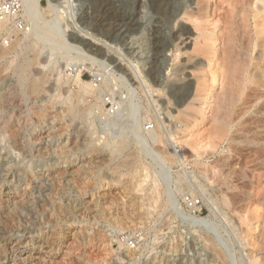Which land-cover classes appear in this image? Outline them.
Instances as JSON below:
<instances>
[{
    "label": "rangeland",
    "instance_id": "374dc122",
    "mask_svg": "<svg viewBox=\"0 0 264 264\" xmlns=\"http://www.w3.org/2000/svg\"><path fill=\"white\" fill-rule=\"evenodd\" d=\"M68 3L58 6L62 8H57L59 13L57 9L54 12L61 14H56L61 25L67 19L62 25L66 30L63 39L78 46L77 50L99 59L97 53V57L90 54L80 42L85 37L83 32L96 34L98 38L102 35L83 24L79 14L94 11L101 1L85 0L81 3L69 0ZM182 3L187 8L191 1L182 0ZM109 4L113 9L127 13L134 9L135 0H110ZM41 5L46 12L49 10L48 0H42ZM221 6V0H211L212 11L218 9L210 20L219 19V24L223 25L219 17ZM140 9L136 17L139 26L129 35L125 34L124 43L110 42L112 49L105 47L103 50L108 57L99 60L102 61L100 64L104 60L105 66L109 65L107 70L102 66L104 64L102 67L99 64L101 69L97 67L99 60L97 63L91 60L94 68L81 73L83 81L99 86L97 97L106 98L104 110L112 112L108 115L110 118L107 117L108 121L114 117V121L120 119L123 122L127 109H137V120L133 124L136 126L134 132H138L135 135L129 129L132 119L128 117V128L126 122L123 125L117 120L115 122L119 124L114 125L112 121L110 125L103 116L70 122L63 98L79 94L80 86L77 83L62 84V65L66 57L63 50L37 45L40 63L36 68L42 76H47L45 86L49 88L48 92L41 93L40 98L27 95L25 87L28 89V83L23 82L22 86L14 71L10 69L3 73L9 77V83L3 82L0 94L6 93L9 98L17 94V98L15 107L0 108V127L3 128L7 120L24 126L21 137L24 152H14L8 135L1 134L0 219L11 220V226H2L0 220V226L6 231L0 239V264H264V170H257L260 166L254 162L258 160L260 150L264 149V88L253 90L251 85L248 90V85L239 102L227 107L228 112L224 111L222 116L229 127L220 128L218 124L219 113L223 111L221 84L226 80L215 88H208L207 100L192 101L194 109H187V105L178 106L189 89V77L201 70L210 72L209 57L213 52H194L186 48L184 37L171 32L175 24L170 18H162L161 31L155 32L159 16L149 5ZM11 23H8L11 31L16 30ZM212 28V25L208 26V29ZM23 29H17L21 46L14 54L0 60V68L13 61L16 65L34 57L29 41L24 40L25 29L27 31L29 26ZM11 31L0 32V49L12 46L15 35ZM74 36L76 41L72 39ZM75 48L71 54L80 55L82 51L78 54ZM117 52L123 56L122 59L129 61L121 62L125 64L118 68L113 63L121 59ZM260 53L256 49L252 56L258 58ZM218 56L217 65L211 70L224 77L227 65L222 62L220 47ZM136 67L141 73L134 72ZM97 73L102 74L100 78L105 75L104 80L98 79ZM128 89L134 93H128ZM94 99L95 96L88 95L86 102L94 104ZM53 103L54 108L46 111L48 115H35V108L45 109ZM200 108L206 117L203 124H198L202 116ZM189 126L194 128L187 131ZM122 131L125 134L130 131L129 135H133L132 148L122 155L123 158L132 152L136 154L139 146L146 145L151 155L158 152L171 165L159 182L169 185L176 197L172 209L153 211L148 202L144 200L143 203V199L128 185L115 182L120 175L127 174L125 176L128 177L132 174L137 163H110L109 156L96 152L89 154L83 149L89 140L101 146L104 137ZM158 135L162 139L158 140ZM18 170L23 171L21 179L17 178L18 175L14 177ZM103 180L108 182L106 188ZM236 196L240 198L239 203ZM40 197L48 201L45 208L39 203ZM188 200L195 201L196 205L191 207ZM142 204H146L145 207H140ZM243 214L245 217H241ZM115 229L120 230L118 239L125 240L133 254L128 255L118 243H110L109 231Z\"/></svg>",
    "mask_w": 264,
    "mask_h": 264
},
{
    "label": "bare ground",
    "instance_id": "6f19581e",
    "mask_svg": "<svg viewBox=\"0 0 264 264\" xmlns=\"http://www.w3.org/2000/svg\"><path fill=\"white\" fill-rule=\"evenodd\" d=\"M21 1L23 4V13L21 15V18L27 23L26 26L27 27L29 26V29L27 31L25 29V32H27V33H26V37L24 40H26L27 42L29 41L30 48H32V50L34 51V57L31 60L25 59L22 63L16 64V65H14V63H15L14 61L11 63L4 64L0 68V91H2V88H3L2 85H3L4 81L9 83V80H8L9 77L4 76L3 73L5 71H9L11 69L12 71H14L16 73V77L18 79V82L20 84H22V86H23V82L28 83V86H27L28 89L25 87V84H24L25 90H27V95L30 96V98H35V99L40 98L41 93L48 92L47 90L49 88H47L45 86L47 83V82H45V78L47 76H45V75H44L45 77L42 76L40 73L41 71H39L36 68L37 67L36 65L38 63H40L38 60V56H39L40 52H39V47H37V45L39 44V46L41 45V47L43 45V47H44V44H45L47 47L49 46V48L52 50H54V49H56L58 51L63 50L64 53L66 52L65 53L66 57H64L65 63L63 62L64 64L62 65L63 66L62 71L64 72V73L62 72L64 74V76H61V77H63V83L62 84L65 83L68 85L69 83H77V85L80 86V89H79L80 92H78L79 94L76 93L77 95L76 94H73V96L68 95L66 98H63V99H65L64 105L66 104V106H67V111L66 110L65 111L71 119L70 122L76 121V119L86 121V120H89V118L92 116H94V117H100V116L102 117L103 116V120L106 121L108 115L110 116V113H112L109 110L108 111L104 110V107L106 105V100H105L106 98H104V96H103V98L97 97L99 86L94 85V82L91 83V82L83 81L81 79V73H82V71H85V70H92V68H94L93 67L94 62L97 63L99 59L101 60L102 58L105 59L108 57L107 54L103 50L105 49V47H108V49H112L113 46H112V43H110V42L117 43V44H118V42L124 43L125 37H127V36H125V34L129 35V32L134 31V29L137 26H139L138 18H136L138 16V13H139L138 10L140 8H144L147 5H149V7H152L155 10V12L157 13V15L159 16L158 19L160 20V22H158L157 25L154 26L155 32L161 31L162 27L160 26V23L162 21V18H170L171 23L175 24L174 28L171 29V32H174V33L180 35V37L181 36L184 37L183 42H185L186 48L192 49V50H194V52L195 51L196 52H202L203 51V52H209V54L213 52L212 54H210L211 55L210 57L208 56L210 58L209 59V65L211 66L210 72H208V70H201V72L199 71L198 73L192 74L191 77H189L188 86H187V88H189V89H188L187 93L185 94L184 99L180 103H178V106L187 105L186 106L187 109H189V110L194 109L192 101H195V100L205 101V99L207 100L206 96H208L207 95L208 94L207 93L208 88L210 86H212V88H215L216 85H218L221 82H224V80H226L225 83L221 84V85H223L221 92H220V95L222 96V100H223V102H222L223 109H221V111L222 110L223 111L221 113H219L221 115L219 116V119H218L219 127L224 128V126L226 127L228 124H227L226 118H224L222 116V114L225 115L224 111L228 110V108H227L228 106L234 105L237 101L239 102L238 99L241 98V96L244 93V90L247 88V86L250 85V87H248V90H249V88H251V85L253 86V90H254V88H257L259 90H262L264 88V85H263L264 84V82H263V79H264L263 78L264 77V0H221V2H223V6H221V9H220L221 15L219 17L221 20H223V25L219 24L220 23V21L218 22L219 19L217 20L216 18H214V19L210 20L213 16L216 15L215 14L216 9H218V7H217L215 9H213V11H212L211 0H190L191 4L187 8L183 7L182 0H135L134 9H132V11L127 12V13L126 12H120L118 9H113L112 7H110V5H111V4H109L110 0H100L101 5L98 8H96L94 11L89 10V11H86V12L84 11V12L79 14L81 17V20L83 21L82 22L83 24H87L91 28L93 27L94 28L93 30L97 31V35L99 32L102 36L103 35L105 36V38H102V36L100 37V35H99L100 38H98L96 36V34L93 35L89 32H83L85 37L80 42L90 54L93 53L95 55V53H97V56H99V59L95 58L94 56L92 57L88 54H85L82 50H81L82 52L80 50H77L78 46L76 47L73 44L66 41L65 39H63L64 38L63 36L66 33V30L63 28V26H64L63 24L66 22L67 19H65V21H64L63 20L64 18L62 17V20L64 22V23L62 22L63 23L62 24L63 26H62L60 24L61 19L59 20L57 18V15L61 16V14H57V13H59L58 9L60 10V8H61V7L58 8V6L62 5V3L67 4L69 0H48L49 5H50L49 10H47L48 13L43 9V7L41 5L42 0H21ZM78 1L82 3V1L84 2L85 0H78ZM68 4H70V2ZM56 9L58 12L54 13V12H56ZM61 11H63V10H61ZM140 11H141V9H140ZM53 13L55 14L56 18H54L55 16L53 17V15H52ZM59 18H61V17H59ZM10 21L12 22L11 19L4 20V19L0 18V32L3 30L10 32L12 30L8 24ZM209 25L213 26V28L211 30L208 29ZM86 26H84V27H86ZM189 26H191L192 29ZM17 29L24 30L23 28L16 27V30L11 31L15 35V39H13L14 42H13V44L11 43L12 46H10L9 48L3 47L0 49V60L5 59L6 57L14 54L15 51L17 50V48L21 46L22 42L19 39V37H17L18 36V30ZM83 29H81V30L83 31ZM72 39L74 41L77 40L76 36L72 37ZM35 40H37V41H35ZM157 40H158V38H157ZM27 46H28V44H27ZM219 47L221 49L222 56L224 59L222 62H225L224 64L227 65L226 66L227 68H225V70L227 69V72L226 73L224 72V74H223L224 77H222V75H217L216 73H213L214 71L211 70L215 64L217 65V61H218V57H219L218 56ZM74 48L76 49L77 52L80 51L81 54L78 52V54H80V55L73 56L71 53H72V50ZM256 49H259L261 52L260 56L258 58H254V56H252L253 52ZM73 52H75V51L73 50ZM77 52H76V54H77ZM119 53L117 52V54L119 55L118 58H121V59H118V60L116 59L114 61L111 60V61H113V63L114 62L116 63V64L114 63V65H115L114 67H117V68L119 66L120 67L123 66L121 64H125V63H121V62H124V61L126 62V60H127L126 58L122 59L123 56ZM76 54H74V55H76ZM40 57H41V55H40ZM91 60H93V61L95 60V61L91 62ZM100 60H99V63H97L98 64L97 67H100L102 64H104L102 66H104V69L107 70V67H109V65L105 66L104 60H103V63L100 64L102 62ZM79 63H81V65H78ZM99 64H100V66H99ZM224 64H223V66H224ZM69 67H71V68H69ZM101 67H100V69H101ZM131 67H132V65H131ZM123 69L124 68H122V70ZM153 69H155V68H153ZM120 70H121V68H120ZM136 70H137V72H139L137 67H136L134 72H136ZM137 72H136V74H138ZM139 73H141V72H139ZM95 75L99 79L100 78L99 76H101L102 74L97 73ZM109 75H110V73H109ZM134 75H135V73H134ZM113 76H114V74H113ZM135 76L137 77V75H135ZM61 77H59V78H61ZM103 77H105V75H103L100 79H102ZM102 80H104V79H102ZM102 80H100V81H102ZM120 80H122V79H120ZM60 81H62V78L60 79ZM57 82H59V81H57ZM11 83L12 82H10V84ZM103 86H104V84H103ZM45 88H47V89H45ZM105 88H107V87H105ZM130 90H131V88H130ZM130 90L128 89V93H130V92L134 93V91H130ZM253 90H251V91H253ZM178 91L180 92L179 89H178ZM2 92L0 94V108L1 109H3V108L7 109L11 106H14L16 104L17 94H12V96H10V98H9L5 95L6 93L4 94ZM15 92H17V91L15 90ZM21 95H23V94H21ZM25 95L26 94H24V96ZM88 95H90V97L91 96L96 97V99H94L95 100L94 104H93V102H89V101H88V103L86 102ZM129 96L132 97L131 95H129ZM53 102H55V101H53ZM85 102L87 104H85ZM99 102H102L103 104L98 105ZM54 104L55 103H53L51 107H48L45 109L35 108L36 109L35 115L38 117L48 115L46 113V111L51 109V108H54V106H55ZM83 104H84V106H83ZM116 104H118V106L120 105L119 103H116ZM122 104H124V103H121V105ZM204 105H206V104L204 103ZM220 105H221V103H220ZM202 110H203V108H200L201 113H202ZM122 111H123V109H122ZM230 111H231V108H230ZM119 112H120V110H119ZM135 113H137V109H127L126 110V116L125 117L122 116V117H124L123 122L120 119H118V120L116 119L118 122L121 121L123 123V125H124V122H126V117H128L129 119H132L130 122L131 126L129 129H131V132L133 133V135L138 133V132L137 133L134 132L136 130V128H135L136 126L133 125L135 122V119H136ZM120 114H122V113L120 112ZM124 114H125V112H124ZM201 115L202 116H201L198 124L199 123L203 124L205 122V118H206L205 114L202 113ZM108 118H110V117H108ZM112 119H113L112 121L114 123L116 120L114 121V119H115L114 117ZM121 119H123V118H121ZM17 120H19V118H17ZM107 121H108V119H107ZM112 121H108L110 125L113 124ZM11 122L7 120V121H5V126H3V128L0 127V136L2 133H6L8 135V136L7 135L6 136L8 138H10V140H11L10 148L14 152L17 151V152L22 153L23 145L21 143V137L23 135L22 131H23L24 126L22 125L23 127L22 126L20 127V122H18V123L15 121L12 123ZM143 122L145 123V121H143ZM103 123H104V121H103ZM115 123H114V125L119 124V123H116V124ZM126 125H127V122H126ZM128 126L129 125H127L126 128H128ZM227 127H229V126H227ZM126 128H124V129H126ZM193 128H194V126H192V127L189 126V127H187L186 130L189 131V130H192ZM124 129H123V131H124ZM24 130H25V128H24ZM123 131L121 133L119 132V134L117 133L116 135L104 137L103 138V145L101 144V146H97L92 141L90 142V140H89L88 144L86 143L87 145L83 149L87 150V152L89 154L96 152V153H103L104 156H109L110 157L109 158L110 163L115 162V163L120 164V165H124L125 163H127V165H128L129 163H132V161H134V163H137L138 166L136 168H134L135 170L133 171L132 174H128V177H127V176H125L127 174L123 173L125 175H120L119 179L116 180L115 182L119 183V184H123V185H128L129 188L133 189V191H135V193H137L138 196H140L143 199V203H144V200L148 202L147 203L148 207L152 208L153 211H156V210H165L166 211V210H169L170 208L172 209L173 204H175V201H176L175 198L176 197L173 195V191L169 187V185L165 186V185L160 184V182H159L160 179L162 178V175L165 174L167 171H169L171 165L157 151H155L156 148H155V150L152 149L155 152H157L156 154H152L153 155L152 156L150 151H149L150 148L147 147L146 145H143L144 143L142 144L143 146H139L136 154H134L133 152L131 154H128V156H126L127 154H125L126 158H123L124 156H122V155L124 153H127L126 151H128L132 148L131 142H132V138H133L132 137L133 135L132 136L129 135L130 131L128 132V134L127 133L125 134ZM94 132H97V131H94ZM3 135H5V134H3ZM158 137L159 138H157V137L156 138L158 140H160L161 136L158 135ZM135 138H136V136H135ZM161 139H162V137H161ZM154 140H152V141H154ZM141 141H142V139H141ZM161 143H164V142L162 141ZM24 144H25V142H24ZM157 144H159V143H157ZM8 145H9V143H8ZM153 147H155V146H153ZM165 150H166V148H165ZM167 151L168 150H166V152ZM10 152H12V151H10ZM27 152H28V150H27ZM155 152H153V153H155ZM260 152L261 153L258 154L259 156L257 157L258 160L254 161V162H256V163L258 162V164L260 166V169L257 168V170H261V169L264 170V149H262V151L260 150ZM38 154H39V152H38ZM148 157H151L150 161L148 160ZM121 163H123V164H121ZM258 164H257V166H258ZM129 165H131V164H129ZM17 172L18 173L14 174V177H16L18 175L17 178L21 179V177H22L21 172H23V171L18 170ZM125 177H127V178H125ZM107 184H108V182L104 181L103 187L106 188ZM108 186H110V185H108ZM237 189H239V188H237ZM245 195L246 194L244 193V196ZM237 196L240 197L239 195H237ZM238 197L236 198L237 202H238V199H240ZM40 199H41V197H40ZM232 199H233V197H232ZM46 201H47L46 198L41 199L39 201V203L41 206H44V208H45V206L48 203V201L47 202ZM233 202H235V201L233 200ZM239 202H240V200H239ZM40 205H38V206H40ZM145 205L146 204H142L140 207H145ZM235 205H236V203H235ZM243 205H244V203H243ZM40 208H42V207H40ZM44 208H42V209H44ZM230 208L232 209V207H230ZM240 209H242V208H240ZM248 210H250V209H248ZM11 216H13V215H11ZM11 216H9V217L11 218ZM241 217H245L244 214ZM241 217H239V218H241ZM27 218H29V217H26V220H27ZM243 219H246V218H243ZM0 220H2V218ZM28 220L30 221V218ZM1 224H2V226H5L8 228L9 226H11V220H7V218H6V220H4V221L2 220ZM123 231H124V229H123ZM109 232H111V234L109 235L111 238L110 243H112V244L118 243L119 248L122 250H125V252H127L128 255L133 254V250L130 249L131 247L128 246L129 244L126 243L125 240L122 241V240L118 239L119 235H121L120 230L118 231V229L117 230L115 229V230H112ZM5 233H6L5 228L0 226V239H2V237H4ZM22 243L23 242L20 241V244H22ZM122 256H123V254H122Z\"/></svg>",
    "mask_w": 264,
    "mask_h": 264
},
{
    "label": "built area",
    "instance_id": "2783aa9c",
    "mask_svg": "<svg viewBox=\"0 0 264 264\" xmlns=\"http://www.w3.org/2000/svg\"><path fill=\"white\" fill-rule=\"evenodd\" d=\"M22 10L23 7L21 0H4L0 2L1 18L4 20L11 19L12 20L11 24L15 27L26 28L27 23L21 18ZM188 203L190 204L191 207H194L196 205L195 201L188 200Z\"/></svg>",
    "mask_w": 264,
    "mask_h": 264
}]
</instances>
